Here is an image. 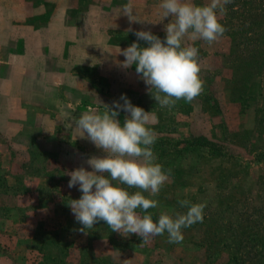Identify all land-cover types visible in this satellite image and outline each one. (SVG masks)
Masks as SVG:
<instances>
[{
    "label": "rangeland",
    "instance_id": "374dc122",
    "mask_svg": "<svg viewBox=\"0 0 264 264\" xmlns=\"http://www.w3.org/2000/svg\"><path fill=\"white\" fill-rule=\"evenodd\" d=\"M161 2L79 0V9L106 12L102 43L84 49L96 60L83 52L30 58L19 33L0 23V264H264V0H233L219 16L221 38L188 42L199 49L203 92L172 108L156 103L120 54L133 42L147 46L135 31L165 38L171 17L162 21ZM129 4L136 21L123 14ZM51 11L27 22L37 28ZM122 95L157 117L149 125L153 152L169 179L158 195L144 193L159 202L149 209L154 222L161 213H185L180 200L206 204L203 222L182 229L179 244L168 243L167 233L144 242L103 221L85 234L68 206L82 195L78 185L68 188V172L91 171L86 160L104 155L77 137L75 120L123 103ZM126 115L120 112L121 125ZM197 137L215 152L191 144Z\"/></svg>",
    "mask_w": 264,
    "mask_h": 264
},
{
    "label": "clouds",
    "instance_id": "9594fccd",
    "mask_svg": "<svg viewBox=\"0 0 264 264\" xmlns=\"http://www.w3.org/2000/svg\"><path fill=\"white\" fill-rule=\"evenodd\" d=\"M233 0H208L196 5L193 0H162V21L171 17L164 26L165 38L149 31H135L137 41L120 54L125 57L122 66L135 65V71L148 86L152 98L161 108H172L178 101L191 103L203 92L200 78L199 49L188 42L203 40L213 44L225 34L219 16L226 13V5ZM123 14L134 20L131 4ZM131 31V29H130ZM123 103L114 101L102 114L85 112L75 120L73 132L81 139L92 142L103 156H90L84 167L68 172V188L79 186V199H71L70 207L75 220L86 230L103 221L112 232L135 234L147 242L167 233L168 243L179 244L184 236L182 229L202 223L206 204H194L188 200L178 203L187 211L175 217L161 213L154 222L149 209L159 206L154 197L169 179V174L156 162L153 145L157 139L149 125L156 115L133 106L126 96ZM126 112L121 125L120 112ZM86 134V135H85ZM129 189H136L130 192ZM148 194V197L144 195Z\"/></svg>",
    "mask_w": 264,
    "mask_h": 264
},
{
    "label": "crops",
    "instance_id": "0c3cea01",
    "mask_svg": "<svg viewBox=\"0 0 264 264\" xmlns=\"http://www.w3.org/2000/svg\"><path fill=\"white\" fill-rule=\"evenodd\" d=\"M78 2L79 0H43L41 4L32 6L26 0H0V12H6V18L0 16V23L19 33L18 38L21 39L18 40H22L24 46L33 53L30 58L41 59L45 51L51 53L50 58L69 55L74 59V52H83L87 54L86 58L96 60V54L84 52V49H92L102 43L101 29L106 12L101 5L93 4L79 9ZM49 8L52 11L44 24L36 28L31 22H27L30 18L46 13ZM21 19L24 21L22 25L19 24Z\"/></svg>",
    "mask_w": 264,
    "mask_h": 264
},
{
    "label": "trees",
    "instance_id": "16d2710c",
    "mask_svg": "<svg viewBox=\"0 0 264 264\" xmlns=\"http://www.w3.org/2000/svg\"><path fill=\"white\" fill-rule=\"evenodd\" d=\"M193 145L202 146L208 148L211 152H215L216 146L213 143H209L205 138L197 137L192 139Z\"/></svg>",
    "mask_w": 264,
    "mask_h": 264
}]
</instances>
